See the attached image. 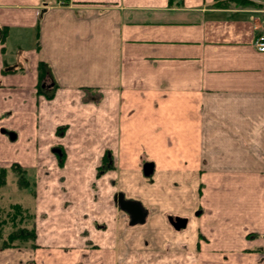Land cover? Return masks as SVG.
Instances as JSON below:
<instances>
[{"label":"crops","instance_id":"crops-1","mask_svg":"<svg viewBox=\"0 0 264 264\" xmlns=\"http://www.w3.org/2000/svg\"><path fill=\"white\" fill-rule=\"evenodd\" d=\"M62 2L0 0V168L69 186L0 264H264V0Z\"/></svg>","mask_w":264,"mask_h":264},{"label":"rangeland","instance_id":"rangeland-1","mask_svg":"<svg viewBox=\"0 0 264 264\" xmlns=\"http://www.w3.org/2000/svg\"><path fill=\"white\" fill-rule=\"evenodd\" d=\"M247 5V4H245ZM251 8L253 10L257 9V7L250 5ZM60 134L58 135L59 137H62L61 134V129L59 130ZM22 142V141H20ZM102 143V141H101ZM13 165H8V166H4V168H7V175L3 176L2 178H0V208H2L3 210H8L12 205L14 204H20L22 205L24 208L29 209L32 213L35 214L34 219L32 221V224L35 223V225H37V223H39V225L45 224L44 221L45 219H47V211L51 212V209L53 208H60L62 207L61 202L63 201V203L67 202L64 200L63 197L67 196V194H69L68 189L69 186L65 185V184H56V182L61 181L62 179V175L61 173L58 174L56 178V181H54L53 176H49L51 178V180H53L51 182V184L53 185L51 188H47L45 187L46 185L44 183H41V175L39 173V169L38 167H30V166H21V168H23V170L26 171V173L21 174L16 176L17 171L16 170H12L10 168H12ZM51 169V168H49ZM58 173H59V167L57 168ZM101 170L104 171L105 167H101ZM107 170V168H106ZM111 170L113 171V168H111ZM44 173H48V171H45ZM53 173V172H52ZM111 174V171H110ZM53 175V174H52ZM109 172L107 173L106 176H104L105 178H108L109 180ZM21 178H26L27 181L29 182V185L27 188L25 187H21L19 185V179ZM104 178V179H105ZM103 179V178H102ZM101 179V180H102ZM117 183V182H116ZM99 185V183H98ZM107 187L109 188V192H110V199L112 200L113 197V204H114V196L115 194L120 190L119 187L117 186H113L111 185V181H108ZM57 186V187H56ZM54 187V188H53ZM93 191L96 190L98 191L99 188L96 187V184H93L92 187ZM47 194L46 196L43 197V194ZM110 205L111 202H109ZM115 205V204H114ZM37 210L39 211L38 217L36 215ZM37 228V227H36ZM4 244V241L2 238H0V247ZM23 245L26 244L30 246V244H32V241L29 242V240L26 243H22ZM142 249V248H140ZM140 253L144 254L145 250H139Z\"/></svg>","mask_w":264,"mask_h":264},{"label":"trees","instance_id":"trees-1","mask_svg":"<svg viewBox=\"0 0 264 264\" xmlns=\"http://www.w3.org/2000/svg\"><path fill=\"white\" fill-rule=\"evenodd\" d=\"M41 69L43 70V66ZM10 169L17 171L16 176L26 173L18 165H14ZM6 175L7 169L0 168V178ZM19 185L27 188L29 182L26 178H21ZM34 216V213L20 204H14L8 210L0 208V238L4 241L0 248L28 247L29 244H22L28 240L32 241L30 247L36 248L37 231L35 223L32 224Z\"/></svg>","mask_w":264,"mask_h":264},{"label":"water","instance_id":"water-1","mask_svg":"<svg viewBox=\"0 0 264 264\" xmlns=\"http://www.w3.org/2000/svg\"><path fill=\"white\" fill-rule=\"evenodd\" d=\"M5 133V131H2ZM10 137L12 138L11 134ZM153 167L154 165L151 163H147L144 165V174L146 176H149L153 173ZM118 205L121 210L125 211L130 219H131V225H136L138 223H144L145 222V217L147 215L146 211L143 210V206L140 202L135 201V200H128L125 199L123 194H120L117 198ZM170 222L172 226L174 227L175 230L180 231L183 230L187 227V219L176 217L170 218Z\"/></svg>","mask_w":264,"mask_h":264},{"label":"flooded vegetation","instance_id":"flooded-vegetation-1","mask_svg":"<svg viewBox=\"0 0 264 264\" xmlns=\"http://www.w3.org/2000/svg\"><path fill=\"white\" fill-rule=\"evenodd\" d=\"M53 152L55 153V154H58L59 156H62L63 154H62V151L60 150V149H54L53 150ZM111 165H112V158L111 157H109L108 156V158H107V164H106V166H104L105 167V169L107 168V169H110L111 168ZM104 173H105V170H104ZM115 185V184H114ZM120 194H123L124 195V197H125V199H127L126 198V196H125V193L124 192H122V191H118L116 194H115V196H114V203H115V205L120 209V207H119V205H118V202H117V198H118V196L120 195ZM129 200V199H128ZM132 200V199H131ZM143 210L145 211V209L143 208ZM147 213V212H146ZM146 218H147V215H146V217H145V221H146ZM171 218V217H170ZM173 218H176V217H173ZM129 223L131 224V219H130V217H129ZM138 224H141V223H138ZM137 224V225H138ZM143 224V223H142Z\"/></svg>","mask_w":264,"mask_h":264},{"label":"built area","instance_id":"built-area-1","mask_svg":"<svg viewBox=\"0 0 264 264\" xmlns=\"http://www.w3.org/2000/svg\"><path fill=\"white\" fill-rule=\"evenodd\" d=\"M64 3L62 0H59V5H63ZM255 46L259 52L264 53V33L259 35L255 40Z\"/></svg>","mask_w":264,"mask_h":264}]
</instances>
